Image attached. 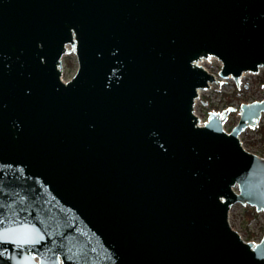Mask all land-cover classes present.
<instances>
[{"label": "water", "instance_id": "obj_1", "mask_svg": "<svg viewBox=\"0 0 264 264\" xmlns=\"http://www.w3.org/2000/svg\"><path fill=\"white\" fill-rule=\"evenodd\" d=\"M213 57L264 67V0H0V264H264L229 221L264 212V97L205 121Z\"/></svg>", "mask_w": 264, "mask_h": 264}, {"label": "rangeland", "instance_id": "obj_2", "mask_svg": "<svg viewBox=\"0 0 264 264\" xmlns=\"http://www.w3.org/2000/svg\"><path fill=\"white\" fill-rule=\"evenodd\" d=\"M68 49H72L68 45ZM62 69L71 77L78 69L76 54L71 51L62 57ZM201 65L215 73L216 81L210 84L208 89L201 90L196 100L195 111L206 121L214 108L220 112L228 107L236 110L231 112L225 123L227 130H231L240 118V106L244 99L261 100L264 97V67L259 72H246L240 78L239 85L232 77L222 78L219 72L222 62L213 57L204 59ZM241 139L247 148L253 152L264 155V112L256 128H247L241 135ZM247 210H252L254 215L249 219ZM229 221L249 238L259 241L264 236V212L256 211L250 205L235 203L229 212Z\"/></svg>", "mask_w": 264, "mask_h": 264}, {"label": "trees", "instance_id": "obj_3", "mask_svg": "<svg viewBox=\"0 0 264 264\" xmlns=\"http://www.w3.org/2000/svg\"><path fill=\"white\" fill-rule=\"evenodd\" d=\"M247 216L250 218H252L254 215L252 214V210H247Z\"/></svg>", "mask_w": 264, "mask_h": 264}]
</instances>
